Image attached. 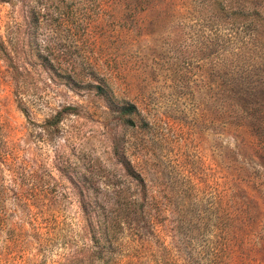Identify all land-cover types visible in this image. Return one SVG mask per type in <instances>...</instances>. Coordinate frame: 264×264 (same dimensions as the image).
Listing matches in <instances>:
<instances>
[{"label":"rangeland","instance_id":"1","mask_svg":"<svg viewBox=\"0 0 264 264\" xmlns=\"http://www.w3.org/2000/svg\"><path fill=\"white\" fill-rule=\"evenodd\" d=\"M209 1L0 0V264H264V0Z\"/></svg>","mask_w":264,"mask_h":264},{"label":"trees","instance_id":"2","mask_svg":"<svg viewBox=\"0 0 264 264\" xmlns=\"http://www.w3.org/2000/svg\"><path fill=\"white\" fill-rule=\"evenodd\" d=\"M5 1V0H4ZM257 2H261V0H257ZM210 6L214 14L219 19H225L226 17H237L242 18L243 21L239 23L240 28L244 27H250L253 26L254 30L256 28L259 29V25L256 23L257 18H259L260 15V9L252 7L250 12H245L244 5L247 3L246 0H211L209 1ZM233 6H236L235 8ZM249 17L256 18L254 19V22H248L246 21ZM247 26V27H245ZM258 33H254L250 39V43L256 44L258 42ZM236 41L229 40L228 44L233 47L236 46L234 43ZM237 44V43H236ZM244 44V42L242 43ZM249 46V42H246L244 44V47ZM255 46V45H254ZM253 47V46H252ZM238 47H235V50H237ZM252 50V49H251ZM250 50V51H251ZM224 60V59H223ZM226 62V60H224ZM248 65L244 70H239V68L236 67H229L224 68L223 72V82L225 84L234 85L235 83H248L253 75V68L254 64L250 65L248 68ZM244 74V76H242ZM231 88V86H229ZM227 91V90H226ZM232 92V91H231ZM110 108H112L114 111L117 112V114L121 118H126L127 116L131 117L138 113L137 107L133 104H120L112 102L109 104ZM61 112H57L54 118L56 119V123L59 122L61 118ZM128 208H131L133 214L136 213V204H130L128 205ZM28 218H30L29 225L31 226V232L28 234L31 238H34L39 246L43 244V234L42 232H39V228L41 227L39 225L38 219H40V215H30ZM84 219L86 222V229L88 231L89 235V241L91 242L90 248H92V243L97 244L99 241H104L105 243H109V246H111V235L110 232H113V228L116 226L122 225V221L116 219V217L108 216V215H93L91 213H87L84 211ZM4 220H7L3 215L0 214V225L6 229V225L4 223ZM19 231H16L15 229H8L6 230V233H9L11 235V239L13 243L20 244L21 241H26L27 244V235L23 231L22 228H19ZM4 231L3 229H0V232ZM21 240V241H20ZM115 242V241H113ZM38 255L41 256L39 253L38 248ZM101 252V251H100ZM15 256V255H14Z\"/></svg>","mask_w":264,"mask_h":264}]
</instances>
